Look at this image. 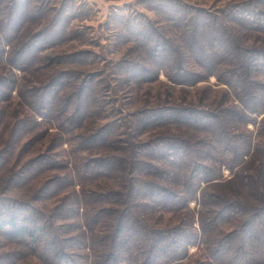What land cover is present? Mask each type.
Instances as JSON below:
<instances>
[{
  "label": "trees",
  "instance_id": "16d2710c",
  "mask_svg": "<svg viewBox=\"0 0 264 264\" xmlns=\"http://www.w3.org/2000/svg\"><path fill=\"white\" fill-rule=\"evenodd\" d=\"M32 1L0 0V248L81 264L73 248L85 246L79 231L87 229L91 264H259L264 201L238 178L256 150L264 153V0L213 9L151 0L158 21L116 15L118 42L144 46L148 61L115 50L111 70L88 46L56 50L69 15L52 0ZM160 71L168 86L206 95L141 103L132 84ZM113 73L119 106L106 96ZM210 76L225 85L220 96L197 86ZM251 114H262L254 136ZM30 180L43 197L73 187L45 210L11 194Z\"/></svg>",
  "mask_w": 264,
  "mask_h": 264
},
{
  "label": "rangeland",
  "instance_id": "374dc122",
  "mask_svg": "<svg viewBox=\"0 0 264 264\" xmlns=\"http://www.w3.org/2000/svg\"><path fill=\"white\" fill-rule=\"evenodd\" d=\"M53 5L59 7L64 14L69 15V23H68V36L64 39L63 42L58 44L56 50H71L76 47L88 46L92 48L96 53V58L99 64H101L104 68L111 70V60H113V51L115 50H125L126 48L130 49L133 54H136L140 58H143L142 61L147 62L146 57V48L144 46H138L133 44L131 41H122L119 40L114 35V21L113 18L116 15H123L124 17H128V13L131 14L134 20H142L143 18H151L156 21L162 19V16H156L152 8H156L154 5V1L151 0H52ZM181 3L186 4L187 6H196L200 8H208L213 9L215 7L223 8L226 2H230L232 0H179ZM240 1V0H235ZM66 3L69 7L68 10L60 5ZM30 4H33L31 0ZM70 4L72 7H70ZM155 10V9H154ZM44 18L41 21L34 20L31 23V28L37 29L39 26L41 27L44 23ZM160 24V23H157ZM73 28L75 31H73ZM250 33V32H249ZM172 34V33H171ZM253 35L252 33H250ZM257 36L256 34H254ZM253 38V37H252ZM259 42V41H258ZM83 43V44H82ZM82 44V45H81ZM117 77L116 74H109L106 76V79L109 81V87L111 90L106 95L111 101L110 105L119 106L118 103L114 102L115 92H118L119 85H112L113 79L111 77ZM166 83H169L166 76L160 71L158 75L148 77L145 81L140 84H132L134 90L140 95L141 103H155L162 102L163 100H174V101H188L198 99L202 100L204 95L203 88H197L196 86H187V90L177 89L178 85H175V88L168 86ZM211 85V87L216 88L217 93H214L216 96H220L222 93L221 88H223L222 84H216V79L214 76H210L208 81L198 82L197 86H205L206 84ZM195 89V90H194ZM210 96V95H207ZM122 101L121 98H119ZM208 100L207 98L205 99ZM252 117H255L256 121H248L247 127L252 130L253 136L256 134L258 130V122L261 119L262 114L256 115L251 114ZM64 148H67V144H63ZM223 177H229L230 171L227 167L222 168ZM248 174V175H243ZM240 183H245V185L252 188L249 192L253 195V198L259 199L261 202L264 201V153H261L259 150H256L254 154L250 157L248 164L245 165L244 169H242V173L240 174V178H238ZM239 181L233 182L236 186L234 189L236 192L242 196L241 199L249 200V194L247 196L242 193H246L241 186L239 185ZM36 182V180H35ZM2 186H0V191ZM73 186H65L59 191L53 190L52 194L49 197H43V189L40 186H34L33 181L30 180L29 184H23L22 186H15L10 188L11 194L18 196L26 201L32 206L37 208L42 207L43 209H47L52 205H58V199L67 192V190H72ZM78 185H75V190L78 189ZM39 188V189H38ZM38 189V190H37ZM1 193V192H0ZM39 194V195H37ZM195 200H189V206L194 207ZM83 208L85 210V206L79 207V213H83ZM82 216V215H81ZM67 221V220H64ZM70 222V221H68ZM67 224L65 222H61ZM197 225V222H194ZM84 232L79 231L80 238H82V242L85 243V246L82 245L77 246L74 245L73 250L74 256L77 261L81 262V264H91L92 260V249H91V238L89 236V230L85 229ZM74 234V231H70L67 236H71ZM70 244H75L73 240H67ZM202 245V244H201ZM263 248V247H262ZM256 251L255 258H260L261 262L259 264H264V253H262L261 249ZM197 244H190L188 246V253L194 257H197L196 254ZM4 258V259H3ZM201 260V259H200ZM209 264H217L216 260L212 258H208ZM0 264H49L45 262L40 256L29 249L21 250H13L9 252L4 248H0ZM72 264V262H71ZM200 264H203V259L200 261Z\"/></svg>",
  "mask_w": 264,
  "mask_h": 264
}]
</instances>
